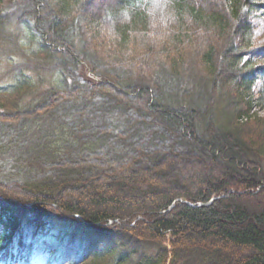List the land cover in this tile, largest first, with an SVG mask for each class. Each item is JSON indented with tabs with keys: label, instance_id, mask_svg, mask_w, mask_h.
Segmentation results:
<instances>
[{
	"label": "trees",
	"instance_id": "trees-1",
	"mask_svg": "<svg viewBox=\"0 0 264 264\" xmlns=\"http://www.w3.org/2000/svg\"><path fill=\"white\" fill-rule=\"evenodd\" d=\"M90 1L0 0V48L25 55L10 30L33 23L27 68L61 77L0 92V264L77 217L105 241L67 264H264L256 0H115L108 33Z\"/></svg>",
	"mask_w": 264,
	"mask_h": 264
},
{
	"label": "rangeland",
	"instance_id": "rangeland-1",
	"mask_svg": "<svg viewBox=\"0 0 264 264\" xmlns=\"http://www.w3.org/2000/svg\"><path fill=\"white\" fill-rule=\"evenodd\" d=\"M114 1L115 0H93L89 2L90 5L87 9L88 15H90L91 17L93 15L102 16L101 21L103 22V25L106 26L105 29L107 30V28H109V30L106 31L107 33L113 30V23H111L112 21L109 20L114 14L111 11H107L106 6L110 3H113ZM256 3V13L252 17V26L254 29V41L256 45V51L249 58L252 60L253 68L259 69V67L264 68V0H256ZM86 21H89V19L86 18ZM29 24L30 23H27L23 26H19L18 23H15L11 27L12 30H10V35L12 37H15L19 45L24 47L25 55L14 52L9 48L7 50L6 48H0V92H5L8 90L10 91L11 88L14 87L19 80H23L24 78L28 79L32 84L36 85L38 88V92H42L46 89H49L51 86H59L58 82L61 81L59 72L35 71L33 69L27 68L28 66L34 67L35 65L43 63L41 59L32 56V51L38 50L40 47V43H42L43 41L41 37L37 34V32H35L33 23L30 25ZM108 25L109 27H107ZM89 26L90 30L93 32L95 31L96 33L103 29L102 27L99 28L97 26ZM31 41L33 42L31 43ZM82 64L83 74L86 73L88 78H90V76L92 77L93 74L91 75L92 72L89 66L85 63ZM257 85L260 88L259 92L262 93L264 91V82L260 81ZM34 96H28L22 105L24 106L32 102ZM259 97L260 96L256 94V100ZM259 104H261V102H259L258 105ZM258 105H254L255 107L253 112H255L261 117H264V108H261ZM177 106L185 105L184 102H180L177 103L176 107ZM224 109L225 108L223 106H221V108L219 109L221 116H224ZM107 196L109 195L107 194L106 197ZM69 224L71 223L69 222ZM80 227L82 228L78 229V231L76 232V230H67V228L64 227L61 223L56 222L52 224L48 233L43 237L45 238L44 241L48 242L40 246L38 252L35 255L36 259L34 260V262L48 264L47 260L50 257V253L54 248H56L55 246H53V244L56 242L60 244L59 249H64L62 236L65 237L64 242L68 243L72 232H74L76 236L75 238H72V240H74L73 245L75 246V248H79L81 247V245L83 249H85L88 245H93L92 248H94L97 247L98 242L105 241V239L102 238H95V241L93 242L94 244H91L88 240L89 231H91V229L87 228L85 225H81ZM96 233L99 234L100 232L96 231ZM104 234L105 233H103V235ZM169 248L171 249L170 246ZM156 252L157 248L155 247L152 252H150V254H154ZM62 253L63 255H61L60 251L57 252V257L55 258L56 264H65L66 261L69 259V257L66 256L65 252ZM248 254L249 253H245L244 255Z\"/></svg>",
	"mask_w": 264,
	"mask_h": 264
},
{
	"label": "bare ground",
	"instance_id": "bare-ground-1",
	"mask_svg": "<svg viewBox=\"0 0 264 264\" xmlns=\"http://www.w3.org/2000/svg\"><path fill=\"white\" fill-rule=\"evenodd\" d=\"M254 50H255V47H254V49L251 50V52H249L248 54L245 55L244 62H252V60L249 57L252 54H254V52H255ZM244 62H243V64H245ZM247 81L252 83V86H253L252 90L253 91L259 92L260 88H259V86L257 84L260 81L264 82V68H260V67H259V69L253 68L252 73H250L249 80L247 79ZM219 103H221V102H219ZM100 236L102 237V239H105L104 236H103V231H100Z\"/></svg>",
	"mask_w": 264,
	"mask_h": 264
}]
</instances>
